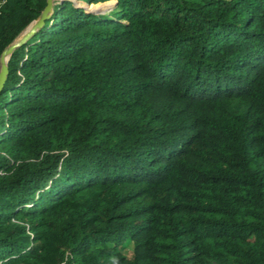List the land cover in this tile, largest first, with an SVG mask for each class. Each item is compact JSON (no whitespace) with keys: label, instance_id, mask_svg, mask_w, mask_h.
<instances>
[{"label":"trees","instance_id":"16d2710c","mask_svg":"<svg viewBox=\"0 0 264 264\" xmlns=\"http://www.w3.org/2000/svg\"><path fill=\"white\" fill-rule=\"evenodd\" d=\"M99 1L7 59L0 264H264V0Z\"/></svg>","mask_w":264,"mask_h":264},{"label":"water","instance_id":"95a60500","mask_svg":"<svg viewBox=\"0 0 264 264\" xmlns=\"http://www.w3.org/2000/svg\"><path fill=\"white\" fill-rule=\"evenodd\" d=\"M54 0H46L41 12L28 24L15 38L8 43L0 52V90L7 73V59L12 50L22 44L31 34H33L47 19L52 11Z\"/></svg>","mask_w":264,"mask_h":264},{"label":"rangeland","instance_id":"374dc122","mask_svg":"<svg viewBox=\"0 0 264 264\" xmlns=\"http://www.w3.org/2000/svg\"><path fill=\"white\" fill-rule=\"evenodd\" d=\"M113 3H114V0H105V1H99L92 6H96L98 8H106L112 5Z\"/></svg>","mask_w":264,"mask_h":264}]
</instances>
